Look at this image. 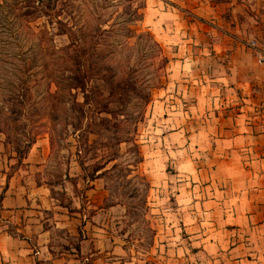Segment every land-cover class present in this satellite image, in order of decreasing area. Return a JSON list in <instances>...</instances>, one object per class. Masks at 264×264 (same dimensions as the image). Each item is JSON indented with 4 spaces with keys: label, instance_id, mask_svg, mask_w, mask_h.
<instances>
[{
    "label": "rangeland",
    "instance_id": "obj_1",
    "mask_svg": "<svg viewBox=\"0 0 264 264\" xmlns=\"http://www.w3.org/2000/svg\"><path fill=\"white\" fill-rule=\"evenodd\" d=\"M150 1L0 0V40L19 35V43H0V146L18 166L28 142L44 139L51 150L46 177L80 166L85 187L101 178L107 213L122 217L118 231L135 264H164V256L165 264H177V251L167 256L155 240L160 225L180 226L173 213H182L175 187L182 100L212 94L182 86L196 87L205 81L201 69L211 68L182 58L178 24L177 46L160 42L147 22ZM160 1L172 14L162 21H178L184 0ZM186 215L178 252L182 264H194L200 254Z\"/></svg>",
    "mask_w": 264,
    "mask_h": 264
},
{
    "label": "crops",
    "instance_id": "obj_2",
    "mask_svg": "<svg viewBox=\"0 0 264 264\" xmlns=\"http://www.w3.org/2000/svg\"><path fill=\"white\" fill-rule=\"evenodd\" d=\"M150 2L147 22L160 42L177 46L178 24L182 58L211 68L201 69L205 81L196 87L182 86L212 94L182 100V161L175 163L182 168L176 210L190 217L184 227L200 254L194 264H264V0H184L173 22L162 21L172 14L160 0ZM49 148L37 141L15 166L19 159L0 146V264H135L118 231L122 217L107 213L101 178L85 187L80 166L46 177ZM182 213H173L179 228L160 225L155 240L167 256L177 251V264Z\"/></svg>",
    "mask_w": 264,
    "mask_h": 264
},
{
    "label": "trees",
    "instance_id": "obj_3",
    "mask_svg": "<svg viewBox=\"0 0 264 264\" xmlns=\"http://www.w3.org/2000/svg\"><path fill=\"white\" fill-rule=\"evenodd\" d=\"M8 33V39L5 38V40H0V43L1 42H6L4 44H7V42H18L19 43V35L18 34H13V32H7ZM68 37L70 38L71 40V44L73 45L76 41H75V35L72 34V33H68ZM158 45V44H157ZM166 60V59H165ZM166 63H167V60H166ZM35 140L34 139H31L29 142H28V148H30L33 144H34Z\"/></svg>",
    "mask_w": 264,
    "mask_h": 264
},
{
    "label": "built area",
    "instance_id": "obj_4",
    "mask_svg": "<svg viewBox=\"0 0 264 264\" xmlns=\"http://www.w3.org/2000/svg\"><path fill=\"white\" fill-rule=\"evenodd\" d=\"M247 46L253 50H256L258 48L257 43L255 41H249L247 43ZM259 58L261 62H264V57L261 54H259Z\"/></svg>",
    "mask_w": 264,
    "mask_h": 264
}]
</instances>
